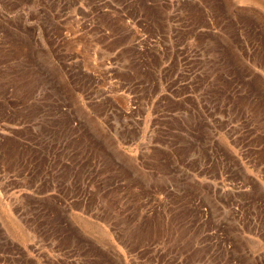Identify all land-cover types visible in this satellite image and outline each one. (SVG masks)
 I'll use <instances>...</instances> for the list:
<instances>
[{"label": "rangeland", "instance_id": "374dc122", "mask_svg": "<svg viewBox=\"0 0 264 264\" xmlns=\"http://www.w3.org/2000/svg\"><path fill=\"white\" fill-rule=\"evenodd\" d=\"M0 264H264V0H0Z\"/></svg>", "mask_w": 264, "mask_h": 264}, {"label": "bare ground", "instance_id": "6f19581e", "mask_svg": "<svg viewBox=\"0 0 264 264\" xmlns=\"http://www.w3.org/2000/svg\"><path fill=\"white\" fill-rule=\"evenodd\" d=\"M244 3V2H243ZM246 4V3H245Z\"/></svg>", "mask_w": 264, "mask_h": 264}]
</instances>
